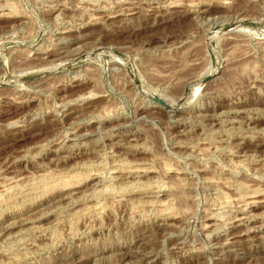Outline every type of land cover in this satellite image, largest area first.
Masks as SVG:
<instances>
[{
  "label": "rangeland",
  "instance_id": "374dc122",
  "mask_svg": "<svg viewBox=\"0 0 264 264\" xmlns=\"http://www.w3.org/2000/svg\"><path fill=\"white\" fill-rule=\"evenodd\" d=\"M260 196L264 0H0V264H264Z\"/></svg>",
  "mask_w": 264,
  "mask_h": 264
},
{
  "label": "bare ground",
  "instance_id": "6f19581e",
  "mask_svg": "<svg viewBox=\"0 0 264 264\" xmlns=\"http://www.w3.org/2000/svg\"><path fill=\"white\" fill-rule=\"evenodd\" d=\"M83 98H84V96H82ZM86 99V98H85ZM84 99V100H85ZM169 111H173V109H174V107L173 106H171V105H169ZM80 114V113H79ZM73 138V137H72ZM82 164V163H81ZM247 166V165H246ZM132 167V166H131ZM140 167V166H139ZM168 167V166H167ZM114 169V168H113ZM89 170H91V169H89ZM136 172L137 171H139L140 173H141V171L143 172V171H147L146 169L145 170H143V169H141V168H138V167H136ZM76 173V172H75ZM78 173V172H77ZM92 173V172H91ZM95 173V172H94ZM68 174V173H67ZM66 174V175H67ZM90 174V173H89ZM89 174H87V177L88 176H90ZM65 175V174H64ZM63 175V177L65 178V176ZM72 175V174H71ZM108 175V174H107ZM51 176V175H50ZM54 176V175H53ZM60 176V175H59ZM67 176H69V175H67ZM74 176V172H73V175H72V177ZM81 177V178H83L82 176H80V174H78L77 176H75V179L78 181V179H79V177ZM52 177V176H51ZM50 177V178H51ZM58 177V176H57ZM77 177H78V179H77ZM91 178L92 177H97V174H92V176H90ZM59 178V177H58ZM57 178V179H58ZM68 178V177H67ZM67 178H65V179H62L61 177L57 180V182H59V184L60 185H62L63 184V186H67V185H69V183H71V181H69V180H66ZM86 178V177H85ZM49 179V178H48ZM74 178H73V180H75ZM44 180V179H43ZM50 180V179H49ZM53 180H55V179H53ZM71 180V179H70ZM48 182V181H47ZM52 182V181H51ZM55 182V181H54ZM54 182H52L53 184H51L50 182H48V183H50L49 185H44V190H43V192H47L48 193V191L50 192L51 190H53V188L56 190V186H58L59 184L57 183V182H55V184H54ZM47 183V184H48ZM57 183V184H56ZM72 183H74V181L72 182ZM79 183V182H78ZM42 184V183H41ZM59 185V186H60ZM43 186V185H42ZM69 186H72V185H69ZM61 187V186H60ZM66 188V187H65ZM62 189V188H61ZM33 190V189H32ZM5 191V190H4ZM3 191V192H4ZM5 192H7V191H5ZM262 192V191H261ZM73 194V193H72ZM258 194V193H257ZM246 199V198H245ZM4 201V200H3ZM147 201V200H146ZM246 203H248L249 205H253V206H256V205H258V204H262V203H264V198L262 197L261 198V196L259 197V198H254V197H248L247 199H246ZM242 206V205H241ZM248 206V205H247ZM171 217V216H170ZM169 217V218H170ZM244 219H245V217L243 216V214H241V215H239L238 217H237V219H236V221L237 222H239L240 224H242L241 222H243L244 221ZM238 224V223H237ZM27 229V228H26ZM39 231V230H38ZM47 231V230H46Z\"/></svg>",
  "mask_w": 264,
  "mask_h": 264
},
{
  "label": "water",
  "instance_id": "95a60500",
  "mask_svg": "<svg viewBox=\"0 0 264 264\" xmlns=\"http://www.w3.org/2000/svg\"><path fill=\"white\" fill-rule=\"evenodd\" d=\"M150 99L153 103L161 106L163 109H167L169 108V106L163 101L161 100L160 98L156 97V96H150Z\"/></svg>",
  "mask_w": 264,
  "mask_h": 264
}]
</instances>
